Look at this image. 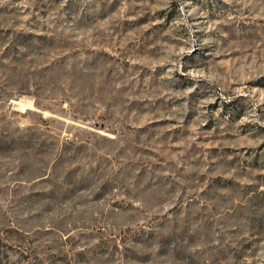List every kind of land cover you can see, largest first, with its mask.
Listing matches in <instances>:
<instances>
[{"label":"rangeland","instance_id":"374dc122","mask_svg":"<svg viewBox=\"0 0 264 264\" xmlns=\"http://www.w3.org/2000/svg\"><path fill=\"white\" fill-rule=\"evenodd\" d=\"M0 264H264V0H0Z\"/></svg>","mask_w":264,"mask_h":264}]
</instances>
